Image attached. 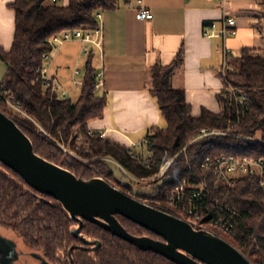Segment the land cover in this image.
Masks as SVG:
<instances>
[{
	"label": "trees",
	"instance_id": "1",
	"mask_svg": "<svg viewBox=\"0 0 264 264\" xmlns=\"http://www.w3.org/2000/svg\"><path fill=\"white\" fill-rule=\"evenodd\" d=\"M130 0H70L67 6L51 4L50 0H15L10 8L15 12V37L10 52L0 45V60L7 64V73L0 84L2 91L10 93L16 101L51 137L67 144L73 136L83 135L85 144L79 153L91 159H113L138 179L156 176L166 160L180 154L170 167L167 179L177 184L182 179L198 180L207 184L213 196L225 199L233 209L241 213V228L247 230L264 245V197L258 178L239 179L237 185L225 194L217 190V180L210 168H203L206 158L236 156L264 160V50L246 48L232 61L235 73H229L224 81L225 89L219 95V114L203 109L194 116L186 101L184 89H176L172 80L184 61V51L168 66L155 65L151 69L150 94L156 100L165 128L151 129L146 137L145 152L153 163L146 168L138 151L103 139L100 135H88V123L103 117L107 100L96 89V52L92 51L84 66L85 86L78 100L62 101L37 72L45 65L43 55L52 53L55 46L51 38L64 31L89 30L98 27V14L113 11ZM259 21L255 25L264 36V0H260ZM37 78H39L37 80ZM234 88L247 97L243 107L232 95ZM0 110L10 115L31 139L36 154L76 176L90 180L97 172L101 177L115 180L109 163L90 162L83 165L70 160L41 134L34 122L14 115L0 102ZM202 130H217L228 135L208 136L197 139ZM197 139V140H196ZM127 193L147 200L156 206L160 199L161 209L165 202L161 193L139 195L135 190L124 188ZM157 195V196H156ZM52 206L34 195L25 182L12 170L0 165V223L20 231L26 243L33 249L42 250L54 264H176L153 252H145L123 241L101 227L84 223L82 235L90 241H99L96 250L80 249V239L72 235L78 226L68 213L50 197ZM164 205V206H163ZM176 213V212H175ZM174 213V214H175ZM126 230L138 237H160L117 216ZM233 242V241H232ZM72 252V260L70 250ZM246 257L259 264L252 250Z\"/></svg>",
	"mask_w": 264,
	"mask_h": 264
},
{
	"label": "crops",
	"instance_id": "2",
	"mask_svg": "<svg viewBox=\"0 0 264 264\" xmlns=\"http://www.w3.org/2000/svg\"><path fill=\"white\" fill-rule=\"evenodd\" d=\"M67 6L70 0H62ZM15 0H0V45L10 52L15 37ZM152 20L140 21L137 3L121 4L102 14L103 42L96 52L95 67L102 73L99 96L107 100L103 117L88 123V130L105 133L106 140L128 149L141 150L151 129L165 128L158 104L150 94L151 69L168 66L184 51V61L175 73L172 85L184 89L194 116L203 109L219 114V95L225 84L220 76L224 50L239 57L246 48L264 50V36L255 25L259 21L260 0H143ZM236 20V35L227 39L204 36L206 23L222 24ZM84 44L69 41L55 46L45 61L50 77L68 95L78 100L81 89L75 88L74 72H83L87 61ZM0 84L7 64L0 60ZM76 95V97H75ZM144 145V144H143Z\"/></svg>",
	"mask_w": 264,
	"mask_h": 264
},
{
	"label": "water",
	"instance_id": "3",
	"mask_svg": "<svg viewBox=\"0 0 264 264\" xmlns=\"http://www.w3.org/2000/svg\"><path fill=\"white\" fill-rule=\"evenodd\" d=\"M0 165L16 173L41 201L55 206V200L79 226L72 235L84 247L101 246L82 230L85 222L95 224L113 236L145 252H153L176 264H252L224 239L199 231L189 223L159 210L94 176L84 180L70 170L42 158L31 139L16 121L0 111ZM121 216L160 237L134 236L119 222ZM74 248L71 249L70 253Z\"/></svg>",
	"mask_w": 264,
	"mask_h": 264
},
{
	"label": "built area",
	"instance_id": "4",
	"mask_svg": "<svg viewBox=\"0 0 264 264\" xmlns=\"http://www.w3.org/2000/svg\"><path fill=\"white\" fill-rule=\"evenodd\" d=\"M131 3H137L141 9L137 14V18L140 21H147L153 19V14L147 12L143 7V0H130ZM51 4L63 5L62 0H50ZM99 25L95 29L89 30H75L64 31L60 34H56L51 38V43L54 46L61 45L69 41H80L84 44L83 55L88 57L91 55L94 48L101 49L103 42V27H102V14L97 15ZM204 36L213 39H227L236 35V20L234 18H225L221 25L210 22L204 26ZM51 53H45L43 59L46 61L50 58ZM233 53L230 49L224 50V62L220 70V76L223 81L226 80L229 73H235L236 68L232 65ZM37 72L40 74L41 79L44 81V86L50 88L58 98L62 101L68 100V95L58 85L57 81L50 77L48 69L44 65L39 68ZM83 72L80 69L75 70L73 83L75 88L82 89L85 86V80L82 79ZM103 74L97 73L96 89L100 90L103 87L102 81ZM39 78H37L38 80ZM233 96L237 98L239 105L246 107L248 104L247 97L242 95L234 88L230 89ZM0 102L4 103L8 108L18 113L17 116H23L30 120H33L16 101V98L10 93L4 92L0 88ZM15 114V113H14ZM88 135L94 137L100 135L101 138L106 139V134H97L96 132L89 130ZM216 135H228L225 132L217 130H202L201 135L198 137L204 138L208 136ZM85 137L83 135H77L75 139L76 150L67 149L62 146L63 151L69 156L76 158L77 153L84 146ZM147 141H144V145H141V150L138 153H133V157H140L143 165L150 169L153 163L151 155L146 154L145 146ZM186 152L183 149L178 155L170 160H166L161 167L159 173L148 179H138L129 173L122 165L113 159H99L106 163H112L117 165L124 171L125 175L133 178L138 183H148L154 185L153 192L161 193V196L169 209L174 213L158 208L170 215H173L183 221H186L193 226L194 229L199 231L210 232L234 247L245 255V251L252 250L256 254L259 264H264V245H261L252 234L247 230H242L241 213L233 209L225 202V199L219 196H213L212 192L208 188L207 184L198 180H189L187 178L182 179L177 184H173L171 180L167 179V173L170 167L174 163L175 159ZM210 168L214 177L217 180L216 190L219 194H226L231 191L236 185L239 179L242 178H258L260 180V189L264 197V160L241 158L236 156H219L216 158H206L203 168ZM118 184H122L123 188L133 189L131 185L125 183L123 180H119ZM134 190V189H133ZM130 194V193H129ZM134 196V195H132ZM157 196V195H156ZM136 197V196H134ZM137 198V197H136ZM139 199V198H138ZM144 202L147 200H143ZM158 205H161L160 199L156 200ZM149 204V203H148ZM233 241V243L231 242ZM246 256V255H245Z\"/></svg>",
	"mask_w": 264,
	"mask_h": 264
},
{
	"label": "flooded vegetation",
	"instance_id": "5",
	"mask_svg": "<svg viewBox=\"0 0 264 264\" xmlns=\"http://www.w3.org/2000/svg\"><path fill=\"white\" fill-rule=\"evenodd\" d=\"M78 226H76L75 228H77ZM80 247H84V245ZM94 247L95 246H87L86 248L91 250ZM70 257L72 260L71 253H70ZM0 264H54V263L51 262V260L45 255L44 252H42V250H37L30 247L26 243V240L24 239L20 231H17L14 228H11L9 226L0 223ZM72 264H74V262H72Z\"/></svg>",
	"mask_w": 264,
	"mask_h": 264
},
{
	"label": "rangeland",
	"instance_id": "6",
	"mask_svg": "<svg viewBox=\"0 0 264 264\" xmlns=\"http://www.w3.org/2000/svg\"><path fill=\"white\" fill-rule=\"evenodd\" d=\"M264 52V51H263ZM233 61V60H232ZM1 63V62H0ZM232 88V87H231ZM230 88V89H231ZM75 97H76V95H75ZM10 109V108H9ZM11 110V112L14 114V115H17L18 113H16V112H14L12 109H10ZM0 111H2V110H0ZM3 112V111H2ZM26 112V111H25ZM3 113H5V112H3ZM27 113V112H26ZM6 114V113H5ZM6 115H8V114H6ZM9 117H10V115H8ZM21 117H23V116H21ZM12 118V117H11ZM23 118H25V119H28V118H26V117H23ZM13 119V118H12ZM30 120V119H29ZM32 122H34V124L36 125V127H37V129H38V131L41 133V134H39V135H43L44 137H46L47 138V140L49 141V142H51L52 143V145H54L58 150H60L61 151V153H63L64 155H66V156H68V158L70 159V160H73V161H77V162H79V163H81V164H83V165H87V164H89L91 161L92 162H98V163H100L101 161L99 160L100 158H97V159H91V158H88V157H83L79 152L77 153V157L76 158H73V157H71V156H69L68 154H66L64 151H63V149H62V146H64V147H66L67 149H75L76 148V144H75V139H76V135L75 136H73L72 138H71V140L69 141V143H67V144H64V143H61V142H59L58 140H56L55 138H53V137H51L46 131H44V129L37 123V122H35L34 120H32ZM17 123V122H16ZM198 139V138H197ZM196 139V140H197ZM84 144H85V142H84ZM185 149H187V148H185ZM76 150V149H75ZM110 165V167H111V170L113 171V173H114V176H115V180L114 179H111V180H108L110 183H112L115 187H117V188H119V189H121V190H123V191H125L124 190V188L122 187V184H118V181L119 180H123L125 183H128L129 185H131L132 187H133V189L135 190L134 192H136L137 194H139V195H147V196H150V195H152V193H153V190L155 189L154 188V185H152V184H148V183H138L136 180H133V178H131V177H128V176H126L125 175V173H124V171L123 170H121L120 169V167H118L117 165H113L112 163H110L109 164ZM92 176H100L101 177V175H99L97 172H93V175ZM126 192V191H125ZM137 198H139V199H141L142 201L144 200V199H142V198H140V197H138V196H136ZM147 204L149 203L148 201H145ZM149 205H151V206H153V207H155V208H159L160 206L158 205V204H156V206L155 205H153V204H151V203H149ZM164 206V205H163ZM167 205H165V207H166ZM176 216V215H175ZM186 222V221H185ZM11 236H13V235H11ZM232 242V241H231ZM233 243V242H232ZM233 246V245H232ZM234 247V246H233ZM236 249H237V247H235ZM238 250V249H237ZM239 251V250H238ZM245 256V255H244ZM247 258V257H246ZM248 259V258H247ZM249 260V259H248ZM250 261V260H249ZM251 262V261H250ZM252 263V262H251ZM252 264H254V263H252Z\"/></svg>",
	"mask_w": 264,
	"mask_h": 264
}]
</instances>
